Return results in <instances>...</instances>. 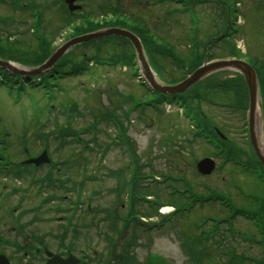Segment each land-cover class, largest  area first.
<instances>
[{"label":"rangeland","instance_id":"1","mask_svg":"<svg viewBox=\"0 0 264 264\" xmlns=\"http://www.w3.org/2000/svg\"><path fill=\"white\" fill-rule=\"evenodd\" d=\"M43 1L52 2V0ZM227 1L232 12L230 23L236 31H232L228 40L221 41V38L214 42L210 41L213 39L209 37L213 38L215 33H220L226 21L219 3H192V10L188 9L186 12L182 11L183 8L180 4L170 1L157 3L156 0H118V5H116L114 0H82L84 3L83 12L89 13L91 16L106 14L114 16L112 8L116 5V9L119 11L116 14L120 18L129 19L130 22L136 20L144 22L148 32L153 35L152 37L162 44L165 41L172 44L174 52L181 59L187 57L192 44H196L203 53L202 47L204 48L206 45L208 59L229 56L230 50L234 48L233 51L253 65L255 69H259L260 63L264 68V0ZM99 3L100 5L104 4L105 11L100 9ZM56 7L58 6L52 3V9L47 10V13L44 14L42 22L46 25V29L42 32L37 31L44 40H50L58 32V29L54 31L58 22L56 14L59 11ZM3 10L1 9V11ZM15 17L20 19L19 16ZM21 19L24 20L21 24L22 28L28 26L31 20L24 15ZM36 26L38 28V24ZM191 28H193L192 32L197 29L194 35H190ZM29 35L27 32L26 38ZM100 43L80 45L71 51L70 57L79 62L83 53L88 57L94 53L98 55L97 50H100V55H109L122 50V47L116 43ZM123 50L127 52L128 48L125 47ZM130 51L128 54H131ZM29 52L34 53V50L29 49ZM154 58L160 68H157V71L164 82L171 84L174 82L173 80L179 81L183 76H186V70L175 64L170 57L156 53ZM133 69L125 70L118 64L114 66L92 65L80 76L70 75L62 78L57 82L61 86V90L52 94H44L40 88H32L27 85L12 90L0 86V131L6 130L9 133L6 153L10 162L22 159V156H25L24 149L29 154L38 153L45 138L43 134L47 133L48 149L52 159L70 160L69 163L64 164L67 174L73 175L72 177L75 179H80L81 175L78 174V170L82 164L84 165L85 193L83 194L84 205L78 215L79 232L75 234L71 229L66 239L73 241L75 251L87 252L89 264H106L111 260L108 258L110 255H117L121 252L120 246L109 245L107 237L111 236L118 244L121 240H131L133 231L130 228L127 236L123 238V235L115 236L109 225L110 219L106 216L107 209L119 208L122 205L119 203L123 202L114 201V192H111V187L115 185L116 181L108 176L109 172L113 169H124L127 163L122 149L115 148L117 146L111 142L116 139L118 133L113 123L107 120V115L109 113L122 115L124 118L120 117V119L126 126V136L132 140L134 150L139 156L141 169L144 172H151L150 175L154 178H157L158 175L161 176L162 172L185 176L183 186L197 200L192 202V198H185L187 203L184 205L185 209L181 210L182 216L174 218L170 224L167 222L159 230L141 232L140 228L137 229L136 231L140 233L135 235V243L131 241L133 249L127 250L125 247V251L133 259L134 257H144L149 249V251L163 255L171 264H189L188 256L178 242V226H182L183 229L189 225L199 226L205 218L215 216L219 218L228 215V212L225 211L224 213L218 212L220 207L215 201L205 199L212 194L225 197L240 208L259 209L263 202L255 203L254 199L264 195V182H260L255 176L231 163L230 160H226L222 155L221 157L215 156L214 148L203 140L195 139L190 144L186 120L172 108L173 106L170 105V108L166 103L159 105V110L151 109L148 104L149 95L138 85L135 77L131 76ZM154 74L156 73L154 72ZM156 77L158 76L156 75ZM231 79L235 80L233 84H238L236 78H229V73H217L212 77V80L203 83L195 91L204 98H210L214 93L215 101L212 100L211 103H223L226 102L224 100H233L235 96L240 97L239 99L243 102L246 101L248 95L243 85H240V89L236 90L222 92L221 88L215 87L216 90L213 91V82L219 84V82ZM22 89L23 91H21ZM70 102H77L78 105L68 119L74 128L83 131L81 137L84 139L85 145L89 146H84V151L81 154L78 153L81 149L80 145L79 147L67 140L59 141L53 135L58 127L64 125ZM198 107L209 119H212L216 127L226 136L228 142L241 150L240 157L243 161L250 157L251 153L245 135V116L242 111L211 106L205 102H201ZM96 120L98 121L97 126L94 125ZM5 137L1 134L0 140L4 142ZM261 137L264 138V133ZM105 143H112V145L104 150ZM65 144L70 145L57 150L58 146ZM76 154L82 155L85 158L84 161L75 158ZM205 156L213 158L217 167L208 176L199 174L193 166L194 162ZM224 156L226 157L227 153ZM132 167L133 173H135L134 162ZM0 177V215L4 216L3 225L9 232L4 234L19 242L22 239L24 242L32 241L39 235V237H44L43 242H47L49 247L55 248L56 244L46 235L50 232L59 233L61 227L46 218L51 211L48 204L46 205L43 199L41 200L42 191L38 192L37 188L31 185L33 187L25 188V186L23 192L17 193L12 187L18 184L25 185V181ZM178 185L181 186L182 183ZM164 188H166L165 184H158L156 181L153 188L143 189L142 185H139V196L134 195L133 199L127 200L126 207L133 212L132 203L138 202L137 199L145 202L143 198L145 195L153 197L152 203L167 202L177 206L179 203L171 199L172 193L164 194ZM204 199L206 201L201 202ZM144 204L147 205L146 202ZM32 206H38L39 211H35L33 214L27 211ZM140 209L142 213L146 208L142 206ZM123 212L124 209L121 213ZM151 220L157 221V218L153 217ZM74 222L77 224L76 220ZM171 224L174 225V228H170ZM82 226L83 230L80 232ZM235 226L248 234L254 232L252 225L242 218H235ZM2 230L0 227V231ZM226 244L227 242L224 241L221 246L213 249L217 251L214 256L217 258L216 261L225 262V255L222 254L221 249ZM229 244H232L238 251L262 255L256 246L241 242V240H230ZM16 258L23 264H29L28 258H24V256H15V261H17ZM133 260V263L130 264H136L140 259L135 260L134 258ZM200 262V264H205L207 261Z\"/></svg>","mask_w":264,"mask_h":264},{"label":"water","instance_id":"2","mask_svg":"<svg viewBox=\"0 0 264 264\" xmlns=\"http://www.w3.org/2000/svg\"><path fill=\"white\" fill-rule=\"evenodd\" d=\"M66 3L69 5L70 9H74L78 6H73L72 3L74 0H65ZM108 35H122L128 38L134 45L138 58L142 64L144 74L147 77V79L150 81L152 87H154L156 90L160 92H179L181 90L186 89L188 86L192 85L193 83L197 82L198 80L201 79V77H204L212 72L218 71V70H223V69H231V70H236L239 71L243 74L244 79L246 81V84L248 85L249 89V97H250V138L252 142V146L254 148V151L256 153V156H258L259 160L262 162L264 166V152L260 149V146L258 145V137L255 135V128H254V114L256 110V100H257V84L255 83V76L254 73L252 72L251 67L245 63L242 60L238 59H223V60H217L209 63H204L202 66L197 68L191 76L187 77L180 83H177L175 85H164L161 83H158L154 81L153 78H151V73L150 69L146 63V60L142 52L141 44L136 38L134 34H132L130 31L121 29V28H106V29H101L97 30L94 32L86 33L80 36H77L76 38H72L65 42L60 48L56 50L46 61V63H43L39 67L33 68L31 70H24V69H14V73L20 74V75H35V74H40L45 71H47L49 68L53 66L55 61L70 47L73 45L87 41L89 39H94L98 37H103V36H108ZM2 65H4L6 68H9L10 70L12 67L8 65V63H3L0 62ZM75 105L73 104L71 107V110H74ZM70 132H73L69 127L62 129L60 131V134H68ZM40 158H38L36 161H39ZM213 168V163L209 159H203L197 164V168L200 172L202 173H208L212 170ZM55 257V256H54ZM149 264H167L161 257L158 256H151L149 258ZM54 261H50L48 264H54ZM0 264H8V261H6V258L2 255H0Z\"/></svg>","mask_w":264,"mask_h":264},{"label":"flooded vegetation","instance_id":"3","mask_svg":"<svg viewBox=\"0 0 264 264\" xmlns=\"http://www.w3.org/2000/svg\"><path fill=\"white\" fill-rule=\"evenodd\" d=\"M3 31H4L3 24L0 22V32H3ZM9 40H11V37ZM2 41H4V38H2ZM52 169H53L52 167L50 169H47L46 173L51 172ZM37 170H40V169L37 168ZM35 171H36V169H35ZM63 174L66 176V179H64V184L66 183V185H65L66 186V189H65L66 192L62 197L66 200V203H68V201H69L68 195L76 196L78 201H79V199L83 196V184H82V182L79 181V179H77L76 183L74 181H72L70 183L68 180V174H67L66 170L63 172ZM44 179H45V181H50L51 177H49L46 174L44 176ZM49 190L51 191V195H52L54 192H57L59 190V188H58V186L55 185V187L50 186ZM72 198H75V197H72ZM78 201H77V204H78ZM60 212L62 214L63 219L65 218L64 219L65 220V226H64V230L62 231L61 237H59L60 238L59 239L56 236L53 237L52 235H50V237H48V238H50L51 241H55L56 243L60 244L61 247H59L60 249H59V252H57V253L60 254L62 257L66 258L67 255L69 253H71L70 247L68 246V239H66L67 238L66 236L71 229H73L74 233L78 234L79 225H80L78 223V217H79L78 215H79L80 211L77 210L76 215H75L76 218H73L71 220L68 217V215H70L68 209H61ZM74 220L77 221V224L74 222ZM0 227H1V229H3L2 231H0V253H7L9 255V257L11 259L10 261L12 263L15 264V260H14L15 256H17L21 252L24 255H28L31 258V259H28L31 261L29 264H42V263H44V261L46 260L45 258H47L45 255L44 249H43L45 247H43L42 250L39 249L40 246H43L42 241L34 240V241H32V243L22 245L21 249L17 250L18 248H20V247H18L19 245H17V243H15L14 241L10 242V243H5V241H4V239L8 236L4 233H6V232L9 233V232L5 230L7 227H5V225H3L2 215H0ZM82 228H83V226L80 228V232L83 230ZM57 246H59V245H57ZM72 253L81 259L80 263H78V264H85L82 254H80L79 252L74 251V250L72 251ZM140 260H142V258H140Z\"/></svg>","mask_w":264,"mask_h":264},{"label":"trees","instance_id":"4","mask_svg":"<svg viewBox=\"0 0 264 264\" xmlns=\"http://www.w3.org/2000/svg\"><path fill=\"white\" fill-rule=\"evenodd\" d=\"M94 28L95 27L93 25H90L89 24V26H87L85 28V30L87 31L89 29H94ZM139 30L140 31H137V32H138L140 38L143 40V42H144V44L146 46L147 52L150 55L149 58H151L152 61L155 63L154 55L156 54L157 50H160L161 49L160 46H162V45L160 43H159L160 45L158 43H156V41L154 40V38L150 37L151 35L149 33H147L146 30L141 29V27H140ZM103 40L113 42L116 39L110 37V38H107V39L105 38ZM163 51L165 52V54H167V55L170 54L171 55L173 49L166 46V47H163ZM232 52H234V51L232 50ZM201 59H202L201 53H199L198 51H196V55L195 56H193V57L192 56H188L187 58H184V59H180L179 58L178 63H181L182 64L181 66H186L187 69L190 70V69H192L194 67V65H197L201 61ZM155 65H156V67H158V65L156 63H155ZM56 72L59 73L60 75L63 74V72L60 69H57ZM52 77H54V76L52 75ZM239 80H238V84L236 83L234 85L235 87H238L239 86V84H240V81ZM203 249L205 250V247H203Z\"/></svg>","mask_w":264,"mask_h":264},{"label":"bare ground","instance_id":"5","mask_svg":"<svg viewBox=\"0 0 264 264\" xmlns=\"http://www.w3.org/2000/svg\"><path fill=\"white\" fill-rule=\"evenodd\" d=\"M16 66H17V65H16ZM263 146H264V145H263ZM167 209H168V207H165V208H164V210H166V211H167Z\"/></svg>","mask_w":264,"mask_h":264}]
</instances>
